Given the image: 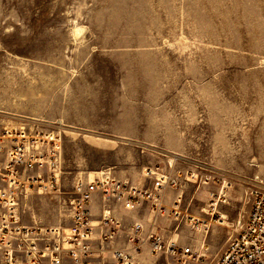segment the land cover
Listing matches in <instances>:
<instances>
[{
    "label": "rangeland",
    "instance_id": "374dc122",
    "mask_svg": "<svg viewBox=\"0 0 264 264\" xmlns=\"http://www.w3.org/2000/svg\"><path fill=\"white\" fill-rule=\"evenodd\" d=\"M35 127L56 183L25 224H61L77 181L178 169L174 234L211 264L264 188V0H0V134Z\"/></svg>",
    "mask_w": 264,
    "mask_h": 264
},
{
    "label": "built area",
    "instance_id": "2783aa9c",
    "mask_svg": "<svg viewBox=\"0 0 264 264\" xmlns=\"http://www.w3.org/2000/svg\"><path fill=\"white\" fill-rule=\"evenodd\" d=\"M3 131L0 134V264H92L94 229L98 228L96 263L134 264L143 248L152 256H163L172 264L196 260L191 247L166 243L161 235L149 230L144 235L140 224H133L127 233V246L117 247L120 223L108 211L100 214L96 225L91 221L89 203L99 194L106 203L113 201L127 211L147 203L154 216H162L161 193L179 190V170L149 168L144 171L150 188H138L108 174L90 182L77 181L72 189L68 208L61 224L50 227L27 225L20 203L29 193L52 192L56 183L54 167L57 148L55 138L35 129ZM51 144L43 159L42 145ZM43 159V160H42ZM189 179V178H188ZM172 203L166 214L179 219ZM107 253V256H104ZM211 264H264V188L249 190V209L239 231L224 246Z\"/></svg>",
    "mask_w": 264,
    "mask_h": 264
},
{
    "label": "crops",
    "instance_id": "0c3cea01",
    "mask_svg": "<svg viewBox=\"0 0 264 264\" xmlns=\"http://www.w3.org/2000/svg\"><path fill=\"white\" fill-rule=\"evenodd\" d=\"M133 184H139L137 187L138 188H150V182L145 181L144 179L140 182H133ZM161 205L164 208V213L162 216H154L153 214L150 213L149 211V205L147 203H141L137 209L134 211H127L123 209V207L115 203L113 201H109L104 203L101 200V197L99 194H94L90 203H89V211L91 215V221L94 225L97 224V222L100 219V214L103 211H108L109 214L117 219L120 223V229L118 230V235L116 240L114 241L115 246L120 247V246H127V233H129L130 228L133 226V224H140L142 227V234L144 235L147 231L152 230L156 232L157 234L161 235L163 240L166 243H176L177 246H179V239L177 237V234H174L176 231L175 229L178 228L179 222L177 221L178 219H161V217L165 216L168 214L170 209L173 207L172 203L179 200V191H174L171 189H166L162 191L161 193ZM177 209L179 210V204L177 206ZM172 216V215H171ZM168 218V217H167ZM162 225V229L160 231L158 230L159 226ZM165 229V230H163ZM98 232L99 229L95 228L94 229V236H93V250L95 253H93L92 257V264H97L96 263V256L98 255L96 253L97 247H98ZM176 236V237H174ZM223 248V247H222ZM222 248L217 249V253H214L213 255L216 256L218 255L221 251ZM146 251L148 253L147 248H143V252ZM148 255L152 258H158L159 256H152L148 253ZM104 256H107V253H104ZM212 256V255H211ZM166 259V258H165ZM143 259L137 255L135 257V263L137 264L138 262H141ZM168 260V259H167ZM106 262H109L111 264V261L108 260ZM105 262V263H106ZM104 263V264H105ZM168 264H172L171 261H168Z\"/></svg>",
    "mask_w": 264,
    "mask_h": 264
},
{
    "label": "bare ground",
    "instance_id": "6f19581e",
    "mask_svg": "<svg viewBox=\"0 0 264 264\" xmlns=\"http://www.w3.org/2000/svg\"><path fill=\"white\" fill-rule=\"evenodd\" d=\"M92 175H94V174H92ZM92 175H90V176H92ZM95 176H96V175H95ZM95 176L89 177V179H94ZM221 217H222V218H225L223 215H222ZM238 224H240V223H238Z\"/></svg>",
    "mask_w": 264,
    "mask_h": 264
}]
</instances>
